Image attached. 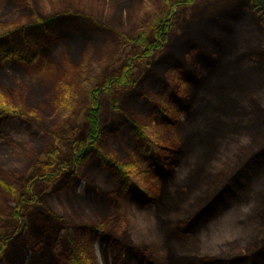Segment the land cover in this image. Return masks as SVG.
I'll return each instance as SVG.
<instances>
[{"label":"trees","instance_id":"trees-1","mask_svg":"<svg viewBox=\"0 0 264 264\" xmlns=\"http://www.w3.org/2000/svg\"><path fill=\"white\" fill-rule=\"evenodd\" d=\"M194 1L73 0L57 1L46 9V0H0V63L8 59L35 62L45 46L75 37L88 45L94 41L93 34L100 41L114 38L105 43L113 47L118 41L119 46L117 57L101 79L91 72L73 80L69 65L74 61L65 58L59 71L52 69L58 61L48 59L41 62L39 78L14 79L9 87L0 86V136L3 126L14 119L28 130L38 128L26 142H9L30 147L25 156L31 166L27 173L7 169L0 161V254L5 250L7 260H13L15 245L28 239L32 241L29 264H96L97 241L111 250V257L108 249L103 250L104 264H264V238L228 259L178 257L172 251L174 233L215 218L234 179L264 152L263 94L254 88L258 73L240 62L226 64L227 50L221 38L210 33L218 29L227 34L230 25L249 21L258 31L262 43L258 51L264 56V11L258 0H239L203 19L195 18L193 24L181 21L180 14ZM206 40L211 43L210 51L204 45L201 48ZM98 47L97 60L102 56L108 60L111 55H106L103 45ZM193 55L195 69L183 63ZM198 67L205 69V76ZM166 73L174 74L172 82L154 78ZM212 75L217 82L209 91L214 90L215 97L208 98L201 113L208 106L215 110L206 113L203 128H190L183 141H168L149 133L154 123L171 129L182 113L192 117L198 90L187 96L181 86L191 84L200 89ZM151 80L158 86L145 96V85ZM173 83L179 87L173 88ZM141 99L146 106L136 107ZM63 112L67 115L62 118ZM123 129L137 144L135 152L118 161L107 142ZM242 129L257 145L234 165L231 175L219 180L214 176V154L227 133L232 136ZM242 142L236 139L233 145ZM39 144L45 149L38 151ZM191 153L196 160L189 176L174 182ZM97 169L111 170V176L119 181L120 189L105 193L107 199L102 203L108 211L90 223L71 222L53 211L46 197L73 187L74 178H85L90 187L103 194L91 181ZM47 185L52 186L50 193L44 192ZM170 185L174 187L166 189ZM126 196L139 209L156 205L161 215L149 229L157 233L160 245L133 240L120 207V200ZM261 219L264 221V216ZM161 250L167 255H160ZM25 258L20 264H25Z\"/></svg>","mask_w":264,"mask_h":264},{"label":"rangeland","instance_id":"rangeland-1","mask_svg":"<svg viewBox=\"0 0 264 264\" xmlns=\"http://www.w3.org/2000/svg\"><path fill=\"white\" fill-rule=\"evenodd\" d=\"M68 2L73 0H46L43 6L46 8L49 5ZM80 2V0H75ZM239 0H196L192 5L187 7L184 13H181V21L188 23H195V18L200 17L203 19L205 16L210 15L215 9L219 10L226 6L234 5ZM72 4V2H71ZM96 4L94 3V6ZM74 6V5H73ZM47 9V8H46ZM45 9V10H46ZM227 29L229 33H225L222 30L211 29L212 35L220 37V42L223 43L226 48L224 62H240L246 68L254 69L258 73V80L254 85L256 90L260 91L262 96V102H264V56L259 52L262 43L260 37L257 35L258 31L249 22L243 21L241 24L230 25ZM179 31V28H177ZM94 41L85 44V41L81 37H75L74 39L67 41H60L48 50H41L40 57L35 62H20L13 59L0 63V86L5 88L9 87L10 81L14 79H23L26 77L39 78V71H43L42 63L49 60L58 61V64L52 67L54 70L60 71V63L63 64L65 58L70 61H74L69 65V69L73 68V80H77L81 73L88 75L92 72L93 75L98 76L97 79H101L105 73V69L111 63V60L117 57L119 53L118 41L117 45L106 44V41L115 40L111 38L103 41L104 38L93 34ZM219 39V38H218ZM201 43V48L210 51L211 43L207 40ZM103 45L106 49V55L110 56L108 60H104L103 56L97 60V47ZM88 48V50H84ZM99 48V47H98ZM107 48L111 49L108 50ZM259 50V51H258ZM78 52L77 55L75 53ZM98 57V56H97ZM194 55L184 59L183 63L190 66L192 69L195 65ZM94 60V63L91 62ZM199 71L205 76V69L198 67ZM210 72V71H209ZM43 74V72H42ZM217 75V74H216ZM165 78L172 82L174 74L166 73L164 76H156ZM213 77V78H212ZM209 76L204 85L200 89L192 87L188 84L181 86V92H185L187 96H191V93L197 91L196 102L194 104L195 113L190 117L186 113H182L176 121V124L171 129L161 128L158 124L154 123L149 126V133L154 134L156 138H163L164 140L177 139L183 141L187 136L190 128L205 125L206 113H211L215 110L214 107H206L205 112L201 113L205 105H208V98H214V90L210 92V88L215 82L217 77ZM158 86L154 80L148 81L145 85V96L149 94V90H154ZM173 88H178L173 83ZM79 87V86H78ZM217 90V88H216ZM214 96V97H213ZM17 97V96H16ZM145 99V98H144ZM144 99L138 100L136 107H145L146 102ZM247 108L250 110L249 102H244ZM134 108V107H131ZM67 115L62 113L63 118ZM245 120L244 122H247ZM239 123L238 121H236ZM183 128H180L182 127ZM42 135L41 131H39ZM85 130H81V135H84ZM248 132L245 129L240 130L238 134L225 135V139H222L221 146L218 147L217 152L214 154V176L223 180L232 174L234 165L243 159L247 153L254 150L257 143H252L249 138L246 137ZM237 136L239 138H235ZM228 138V139H226ZM30 139V131L22 125L17 119L10 121L2 128V135L0 136V161L5 164L7 169L23 170V173H27L30 163L26 162L25 156L29 154L30 147H18L16 145L9 144V142H26ZM236 139L242 140V145H233ZM108 150L118 160H125L127 154L133 153L136 150V140L126 133L123 129L118 135H116L110 142H107ZM39 150L45 149V145H38L36 147ZM24 151V152H23ZM195 153L189 154L183 161L181 167L178 169L177 176L174 182H182L183 178L189 176L191 172L190 166L195 162ZM119 161V160H118ZM146 165H142V170ZM111 172L108 169L96 170L93 174L91 181L99 187L103 194L98 195L91 194L87 184L81 181L77 195L70 191L61 192L58 194L48 195L46 201L51 206L53 211L59 215L66 216L69 221L80 220L83 223L93 222L97 220L100 214H104L105 206L102 202H106L105 193L113 192L117 188V182L111 178ZM153 182L151 181L150 184ZM174 186H168L166 189L173 188ZM227 199L225 205L218 211L215 218L210 220H203L194 223L186 231L180 233H174L172 236V251L176 253L178 257L183 256H200V257H223L230 258L238 255L248 249L257 241L264 238V221L261 219L264 216V154L255 157V159L245 168L244 174L238 181L232 184V187L228 190ZM46 192H49L47 189ZM120 207H122L123 215L127 216L130 228L133 234V240L139 243H150L158 241V235L155 231H151L149 228L155 226V219L161 215L154 206L149 208L139 209L136 203L127 197L120 200ZM174 219V218H173ZM93 220V221H92ZM79 222V221H78ZM29 241V242H28ZM26 242H28L26 244ZM31 240L26 239L22 243L15 245L16 254H14L13 260H7L5 256V250L0 254V264H20L23 261L24 255L25 264L31 262L32 254L28 251V247L32 244ZM100 242L95 245V263L104 264L103 250L100 246ZM160 245V244H159ZM160 255L166 256L167 252L161 250Z\"/></svg>","mask_w":264,"mask_h":264},{"label":"flooded vegetation","instance_id":"flooded-vegetation-1","mask_svg":"<svg viewBox=\"0 0 264 264\" xmlns=\"http://www.w3.org/2000/svg\"><path fill=\"white\" fill-rule=\"evenodd\" d=\"M25 126V125H24ZM26 127V126H25ZM35 130H38V128H36V127H34L32 130H30L29 129V131H30V133L31 132H34ZM40 133V132H39ZM85 134V133H84ZM118 135V134H117ZM83 136V135H82ZM147 166V165H146ZM31 168V166L29 167V169ZM98 170V169H97ZM100 170H102V169H100ZM105 170V169H104ZM176 170H177V168H176ZM30 171V170H29ZM96 171V170H95ZM111 175H112V173H111ZM110 175V176H111ZM111 178L113 179V180H115L116 182H117V188H116V190H118V189H120V186H118L119 185V181L117 180V179H115L113 176H111ZM81 181H86V179L84 178V179H75L74 178V180H73V187L72 186H70V187H68V189H66V190H63V191H61V192H65V191H70V190H72V192L71 193H74V195H77V191H78V188L77 187H79V185H80V183H81ZM87 182V181H86ZM87 186H88V188H89V190L91 191V194H95L97 197H98V195H100L101 193L98 191V190H96V189H93L92 187H90L88 184H87ZM51 185L49 186V185H47V186H45V189H44V192H46V190L48 189L49 190V192H46V193H50L51 192ZM61 192H59V193H61ZM54 194H58V193H54ZM52 195V194H51ZM126 198V197H125ZM106 199H107V197H106ZM97 242H99V241H97ZM97 242L95 243V245L97 244ZM101 245V248H102V250H105V249H108V255H109V257H111L110 255H112L111 254V250H110V248H107V246L105 245V244H103V243H100Z\"/></svg>","mask_w":264,"mask_h":264},{"label":"water","instance_id":"water-1","mask_svg":"<svg viewBox=\"0 0 264 264\" xmlns=\"http://www.w3.org/2000/svg\"><path fill=\"white\" fill-rule=\"evenodd\" d=\"M258 2H259V4H260V6H261V9H263V11H264V0H258ZM262 154H264V152H261V153L257 154L255 157H257V156H259V155H262ZM255 157H254V158H255ZM253 160H254V159H253ZM253 160H252V161H253ZM252 161H251V162H252ZM251 162H250V163H251ZM250 163H249V164H250ZM249 164H248V165H249ZM248 165H247V166H248ZM244 172H245V171H244ZM244 172H243V174H244ZM243 174H242V175H243ZM239 179H240V178H235V179H234V183H235V181H238ZM231 187H232V186H231ZM231 187H230V188H231ZM230 188H229V189H230ZM229 189H228V190H229ZM228 192H229V191H228Z\"/></svg>","mask_w":264,"mask_h":264}]
</instances>
